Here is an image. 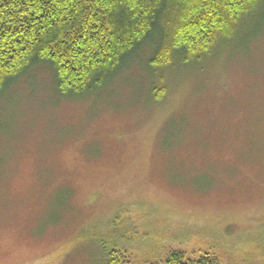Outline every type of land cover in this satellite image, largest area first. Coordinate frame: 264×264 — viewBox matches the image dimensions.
<instances>
[{"label":"rangeland","instance_id":"374dc122","mask_svg":"<svg viewBox=\"0 0 264 264\" xmlns=\"http://www.w3.org/2000/svg\"><path fill=\"white\" fill-rule=\"evenodd\" d=\"M150 53L96 92L44 71L0 94V264H264V32L187 64Z\"/></svg>","mask_w":264,"mask_h":264},{"label":"trees","instance_id":"16d2710c","mask_svg":"<svg viewBox=\"0 0 264 264\" xmlns=\"http://www.w3.org/2000/svg\"><path fill=\"white\" fill-rule=\"evenodd\" d=\"M263 32L264 0H0V94L44 71L62 94L92 93L143 46L151 50L148 66L159 68ZM160 90H153L157 99ZM103 254V264H129L119 250ZM162 264L218 261L170 251Z\"/></svg>","mask_w":264,"mask_h":264}]
</instances>
